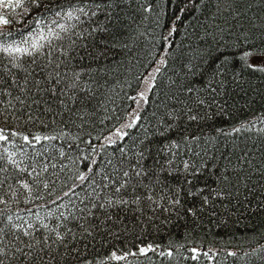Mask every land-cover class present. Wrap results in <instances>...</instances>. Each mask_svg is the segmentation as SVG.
Instances as JSON below:
<instances>
[{
    "label": "trees",
    "instance_id": "obj_1",
    "mask_svg": "<svg viewBox=\"0 0 264 264\" xmlns=\"http://www.w3.org/2000/svg\"><path fill=\"white\" fill-rule=\"evenodd\" d=\"M187 2L135 0L126 6L127 31L123 42L127 47L118 46L100 59L88 56L80 59L84 50H77L79 54L73 59L72 66L83 68L98 81V84L93 83L95 98L87 102L77 115L72 116L67 108L57 107L54 103L51 111H43V106L28 109L36 117L32 121L27 119L20 105H17L21 109L18 118L5 120L0 116V128L23 135H54L70 130L78 137L71 141L61 136L55 141L36 144L34 148L25 145L20 136L11 138L13 142L6 146L10 152L16 153L17 159H20L21 151H26L30 158L42 162H48L45 158H49L57 165L55 169L49 168L50 176L46 174L50 188L54 189L51 195L41 189L45 199L33 203H24L23 198L19 203L13 201L10 205L13 212L31 208L33 213H43L45 209L38 208V205L55 210L56 205L49 201L57 196L63 197L57 200V204H69L70 200L79 204L76 195L63 196V193L80 184L76 174L86 171L87 162L76 158L91 152L88 140H92L97 149L92 158L105 163L111 160L116 165L122 157L131 161L136 159L135 154L147 149L143 165L149 175L144 183L156 191L182 189L183 207L171 212L152 211L155 205L149 207L147 204L140 210L135 205L131 210H113V220L107 222L92 241L95 252L107 256L113 251L118 255L138 253L140 247L149 244L159 245V248L147 256H129L127 261H111L110 264H264V195H259L264 191L259 187L264 183L261 177L264 172V134L259 132L264 123L258 120L264 118V72L247 67L238 58L246 50H251L254 55H264V0H196L199 8H185ZM144 7H151V12H145ZM182 8L183 12L180 11ZM21 27L23 24L17 16L9 29L15 31ZM173 27L175 31L169 35ZM87 43L92 50V41ZM223 55H228L230 62L223 65L222 75L213 81L212 86L217 90L215 103L211 107L198 106L195 100L210 97L205 91L191 94L185 91L189 82H194L197 89L203 87L202 78L190 75L187 65L193 57H196L193 63L198 64L203 57L210 63L202 64V67L209 68L215 65V58ZM252 57L248 63L256 65L250 62ZM162 60L165 63H161ZM156 68L160 71L155 72ZM153 75L155 79L151 83L154 87L146 91V101L140 100L138 94L147 81L149 87ZM189 106L199 117L196 121L188 120L183 114ZM68 108L75 110L80 105L69 101ZM137 111L141 119L136 126L124 128L123 124L130 123ZM58 112L62 115H57ZM173 113L179 118L169 120ZM168 124L172 126L169 128ZM245 124L251 126V130H243ZM120 127L123 128L121 133L127 132V136L116 135ZM236 128L241 131H233ZM112 133H115L116 138L112 139L115 143H109L107 139ZM193 136L198 139L193 141ZM172 141L180 146L173 149L177 156L174 163L168 165L166 161L171 153L161 149ZM69 142L78 144L79 148L69 150ZM61 147L71 159L60 157ZM120 148L124 153L119 151ZM38 152L42 153L40 157H36ZM197 152L199 156L195 155ZM245 153V160L241 161L239 157ZM184 160L200 168L195 177L184 172ZM248 160L251 164L247 163ZM25 163L30 164L32 160ZM62 165L66 167L60 171ZM7 167L9 174L16 172L10 165ZM257 168L260 172L256 171ZM105 170L111 171L112 165H107ZM224 175L229 177L227 181L222 179ZM249 175L250 181L247 180ZM186 179H191L192 185H188ZM8 182L15 185L14 179ZM245 183L250 188L255 186L257 193L254 197L249 196L248 201L243 195L247 191ZM221 186L225 195L215 201L214 211L209 206L197 211L195 216L185 211L194 203L192 196H185L187 191L205 188L207 194V189ZM83 187L91 192L86 185ZM236 189L241 195H236ZM75 192L80 197L85 195L81 187H76ZM195 203L199 209V198ZM63 211L67 214L68 210ZM169 251L171 257L160 255ZM205 252L208 256L204 255ZM230 252L236 255L230 256ZM194 255L197 259H192Z\"/></svg>",
    "mask_w": 264,
    "mask_h": 264
},
{
    "label": "snow or ice",
    "instance_id": "obj_2",
    "mask_svg": "<svg viewBox=\"0 0 264 264\" xmlns=\"http://www.w3.org/2000/svg\"><path fill=\"white\" fill-rule=\"evenodd\" d=\"M133 2L135 0H0V116L5 120L18 118L17 114L22 109L27 119L32 121L36 117L28 109H32L33 106L40 109L43 106V111H51L54 103L57 107L67 108L72 116L77 115L81 108L87 106V102L95 98L96 89L93 83L98 84L95 75L84 72L83 68L72 66L73 59L79 54L77 50H84V55H80V59H84L85 56L100 59L107 54V51L118 46L127 47V44L123 42L127 31L126 6ZM193 6L199 8L200 5L196 3V0H188L185 4V8ZM143 10L151 12V7H144ZM180 11L183 12L184 8ZM17 16L20 17L23 27L12 31L9 26L16 22ZM179 18L177 16V19ZM174 31L173 27L169 35ZM87 41H92V50H89L90 45ZM208 55L211 56V53ZM253 55L251 50H246L238 58L247 67L264 72V67L248 63ZM195 59L196 57H193L189 61L188 73L193 77L199 75L202 78L203 87L197 89L194 82H189L185 86V91L190 94L199 91L207 92L210 99H197L194 102L198 106L211 107L212 103H215L217 92L212 86L213 81L217 76L222 75L223 65L230 62V57L223 55L222 58H215V65L209 68L202 67V64H209V60L202 57L201 63L198 64L193 63ZM161 63L165 61L162 60ZM159 71V68L155 69V72ZM85 76L88 78L85 79ZM154 79L155 75L149 81L148 91L154 87L151 83ZM218 83L222 84V82ZM138 95L140 100L146 101L144 92ZM69 101L80 105V108L75 110L68 108ZM17 105H20L21 109H18ZM183 114L190 121H196L199 118L191 106L187 107ZM57 115L62 113L58 112ZM173 117L179 118L176 113H173L168 119L171 120ZM80 118L83 119V116L81 115ZM140 119L137 111L132 121L123 127L133 128ZM258 120L264 123V118H258ZM171 126L168 124L169 128ZM242 128L245 131L251 130L248 124L242 125ZM233 131L239 132L241 128ZM259 132L264 134V128H260ZM116 135L123 138L128 133L117 130ZM17 136L22 138L25 145L33 148L36 144L55 141L61 136L71 141L78 139L71 134L70 130H62L54 135L29 136L0 128V147H2L0 173L3 174L0 176V206H2L0 207V264H110L111 261H127L129 256H147L149 252L157 251L159 245L149 244L140 247L138 253L126 252L118 255L113 251L107 256H102L94 251L92 244L100 229L113 220V210H131L132 205L140 210L144 204L149 207L155 205L151 208L152 211L162 209L171 212L178 207H183L180 195L182 189L156 191L153 186L144 183L149 175L143 165L147 149L135 154L136 159L131 161L126 156L122 157L119 165H116L111 160L105 163L92 158V154L97 149L93 141L88 140L87 144L91 152L76 158V160L87 162L86 171L76 174L80 184L63 193V196L76 195L79 204L71 200L69 201L71 207L66 203L57 204V200L63 199L57 196L49 201L56 205L55 210L48 209L46 205H38V208L45 209L43 213L40 211L33 213L31 208L13 212L10 208L13 201L19 203L23 198L24 203H33L36 200L45 199L41 189L47 190L48 195H51L54 189L50 188V181L46 178V174L50 176L49 168L57 167L49 158H45L48 162L30 158L26 151H21L20 159H17L16 153L10 152L6 146L13 142L11 138ZM107 139L109 143H115L111 137ZM184 139L187 142L188 138ZM191 139L195 141L198 138L193 136ZM179 146V143L172 141L161 149L171 153L166 161L168 165L174 163L177 153L173 149ZM73 147L79 148V145H74L72 142L67 144L69 150ZM119 151L124 153L123 148ZM41 155L42 153H36V157ZM59 155L61 158L71 159L63 147L59 149ZM195 155L199 156L200 153L197 152ZM246 155L247 153L239 159L244 161ZM30 159L32 163H25ZM73 163L75 164L76 161L74 160ZM247 163L251 164V161L248 160ZM8 165L16 169V172L9 174ZM107 165H112L111 171L105 170ZM64 167L66 165H62L60 171H63ZM183 170L193 177L200 172V168L190 164L188 160L183 161ZM256 171L260 172V169L257 168ZM261 177L264 179V172H261ZM10 179L15 180V185L8 182ZM222 179L227 181L229 177L224 175ZM247 180H251V175L247 177ZM186 183L192 185L193 181L186 179ZM85 185L91 189V192L85 190L83 187ZM76 187H81L82 191H85L83 197L75 192ZM259 187L264 189V183H261ZM245 188L247 189L243 193L245 201H248L249 196L257 195L255 186L250 188L245 183ZM205 191V188H200L196 192L189 190L185 193V196L194 198L193 205L185 209L187 213L195 216L197 211H203L205 206H209L214 211L215 201L223 199L225 195L223 186L209 188L207 194ZM236 195H241L238 189H236ZM259 195H264V191H261ZM196 198H199V209L195 203ZM63 209L68 210L67 214ZM192 251L195 253L197 249ZM228 254L236 255L234 252ZM160 255L171 257L172 253L171 251L161 252ZM204 255L208 256V253L205 252ZM192 259H197V256L194 255Z\"/></svg>",
    "mask_w": 264,
    "mask_h": 264
},
{
    "label": "rangeland",
    "instance_id": "obj_3",
    "mask_svg": "<svg viewBox=\"0 0 264 264\" xmlns=\"http://www.w3.org/2000/svg\"><path fill=\"white\" fill-rule=\"evenodd\" d=\"M250 62L253 63V64H256V65H264V55H253V57L251 58ZM147 88H148V81L145 83V85H144L143 89L141 90V92L146 93ZM132 116H133V114L130 115L129 117H132ZM125 124H127V121L123 125H125ZM118 130H120V132H122L123 128L120 127ZM115 133H117V132H115ZM115 133L110 134L109 137H111V139H115L116 138L114 136Z\"/></svg>",
    "mask_w": 264,
    "mask_h": 264
}]
</instances>
